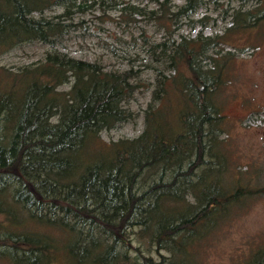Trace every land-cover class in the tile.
Returning <instances> with one entry per match:
<instances>
[{
    "label": "rangeland",
    "instance_id": "374dc122",
    "mask_svg": "<svg viewBox=\"0 0 264 264\" xmlns=\"http://www.w3.org/2000/svg\"><path fill=\"white\" fill-rule=\"evenodd\" d=\"M37 21L55 33L41 36ZM66 60L86 63V71L69 70ZM46 65L57 79L43 80ZM33 100L37 108L28 109ZM30 113L47 116L49 126L36 124L21 141ZM83 121L87 128L71 130ZM57 130L71 136L64 166L53 162ZM200 138L212 150L207 157L224 155L260 191L233 209L195 260L264 264V0H0L1 200L32 206L36 191L96 193L108 175H124L126 186L136 177L134 189L142 191L148 177L174 173L158 153L179 148L187 166ZM51 142V150L44 147ZM20 144H35L49 158L26 156L21 174L3 173L25 155ZM40 160L49 165H32ZM98 233L115 249L114 264H140L132 246Z\"/></svg>",
    "mask_w": 264,
    "mask_h": 264
},
{
    "label": "trees",
    "instance_id": "16d2710c",
    "mask_svg": "<svg viewBox=\"0 0 264 264\" xmlns=\"http://www.w3.org/2000/svg\"><path fill=\"white\" fill-rule=\"evenodd\" d=\"M191 7L195 9L197 4L192 3L187 10ZM36 24L42 27L41 36H47L49 32L51 35L55 33V26L48 22L43 24L37 21ZM190 54L193 57V54ZM189 58L191 65V56ZM80 64L86 63L71 60L63 63L76 73L86 71L85 65ZM54 74L53 67L46 65L41 77L45 82H49L59 77ZM102 75L105 76L104 73ZM111 77L117 76L111 74ZM196 82L204 86L198 76ZM39 88H44V85ZM98 100L99 103L104 100L101 92ZM76 102H73V105ZM36 103L34 100L28 102V109ZM76 111L80 116H82L80 112L84 113L79 108ZM122 111L108 109L104 114L121 115ZM86 112L88 113L87 109ZM30 115L31 113L27 114L24 118L26 121L23 122V129L28 137L24 139L22 135L21 141L32 138L29 135L35 127L49 126L47 116L40 114L41 117H34L32 114L30 118ZM123 117L125 118V116L114 118L124 119ZM85 122L83 121L81 128H75L71 124L69 126L73 131L78 129L80 131L84 127L87 128ZM62 131L57 130L52 134L60 138L55 145L60 146L54 148L55 153L52 154L53 162L58 166H64L66 160H69L62 152L68 151L66 148L69 145L66 146L65 143L71 140V136L69 133L63 134ZM79 137V134H76L75 139L78 140ZM24 144H20L23 149L19 154L25 155L16 163L9 165L3 173L21 174L26 156H29L28 160H35L33 155L43 157L41 159L49 158L46 155L47 150L31 148L37 143ZM50 144H44V147H50L49 150L55 147L52 146L53 142ZM190 151L188 148L187 157ZM165 152L158 153L157 159L164 160V168L168 165L174 167L172 177L168 180L163 177L150 180V176L147 178L146 188L142 191L134 189L136 177L133 178L131 186H126L128 181L126 178L123 179L124 175L117 177L108 175L105 176L106 180L101 177L102 179L98 181L96 185L100 190L96 193L95 188L92 192L91 187L88 191L76 194L70 192L58 197H45L36 191L32 206L0 199V262L114 264L115 249L106 248L98 233L100 231L111 235L116 239V243L122 242L132 246L140 264H201L195 260V255L199 258L211 236L223 227L233 209L243 207L247 199L260 190L254 187L250 179L252 177L247 173L231 168L229 163L226 164L224 155L223 160L207 157V154L213 157L212 150L201 138L195 158L190 159L187 166L184 165L181 156L184 151L169 147ZM2 154L3 150H0V157ZM56 154L59 155L57 158ZM32 165L43 168L49 163L40 160ZM151 174L156 175L155 172ZM30 186L36 189L34 184ZM111 216L118 217V223H113ZM136 241L138 245L135 244Z\"/></svg>",
    "mask_w": 264,
    "mask_h": 264
}]
</instances>
